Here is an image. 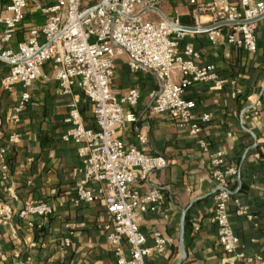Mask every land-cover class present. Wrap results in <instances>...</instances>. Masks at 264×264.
Segmentation results:
<instances>
[{"label": "crops", "instance_id": "1", "mask_svg": "<svg viewBox=\"0 0 264 264\" xmlns=\"http://www.w3.org/2000/svg\"><path fill=\"white\" fill-rule=\"evenodd\" d=\"M6 3L0 0L1 6ZM36 7L37 3L29 4L26 19L8 48L17 51L29 31L43 23ZM159 13L167 19L178 16L184 26L193 24L185 0L164 1ZM161 15L153 13L148 20L159 22ZM256 36L255 54L225 41L212 44L206 31L188 33L181 42V48L189 44L199 53L200 66L215 65L227 81L222 91L209 83H197L187 92L185 99L196 105L195 116H210L198 137L189 136L167 114H151V96L159 88L156 75L131 72L125 55L116 59L111 84L114 94L122 98L131 89L140 92L137 122L127 125L121 141L146 154H159L169 163L149 181L132 186L141 195L152 188L164 194L159 209L146 213L140 228L147 248H154L156 234L170 243L163 253L152 250L147 264H242L223 252L217 239L218 226L213 222L217 189L211 176V154L218 151L224 153L226 166L238 171L230 180L228 205L241 249L264 256V100L255 104L264 89V18L257 24ZM8 73L9 66L0 63V119L5 121L14 114L23 91L31 94V100L20 122L5 124L0 133V152L6 150L4 159L0 158V207L8 204L19 212L26 202L45 201L55 211L37 220L41 229L29 227L18 216L0 224V264H116L113 246L107 242L106 209L100 202L77 203L76 187L82 176L74 172L83 167L80 146L62 141L70 129L65 119L71 99L59 92L51 65L43 69L46 78L27 90L22 85L3 87ZM75 92L80 96L85 125L96 129L92 104L78 88ZM140 132L146 142L138 141ZM13 134L20 136L19 143L10 142ZM4 162L9 166L6 179ZM7 187L13 188L17 199L6 193Z\"/></svg>", "mask_w": 264, "mask_h": 264}, {"label": "built area", "instance_id": "2", "mask_svg": "<svg viewBox=\"0 0 264 264\" xmlns=\"http://www.w3.org/2000/svg\"><path fill=\"white\" fill-rule=\"evenodd\" d=\"M0 5V63L9 66L3 87L11 89L22 85L29 89L41 78L43 69L51 65L59 92L71 100L65 119L70 129L62 136L63 142H76L83 159L76 187L77 203L100 202L108 224L107 242L113 246L116 264H147L152 250L165 252L170 241L161 234L155 236L153 249L146 247L141 232L143 216L157 211L164 200L160 189H150L141 195L133 190L137 183L147 182L154 173L169 163L159 154L149 155L141 149L127 147L121 136L128 124L136 123L135 109L140 92L131 89L122 98L111 89L115 77L116 59L125 55L131 72L156 75L159 88L151 96L152 115L167 114L175 119L179 128L189 136L198 137L202 126L210 120L209 114L196 117V105L185 96L197 83H209L222 91L227 81L221 78L213 64L200 66V55L191 45L180 47L188 33L207 32L212 44L225 41L231 47L255 54L258 48L256 29L264 18V0H185L190 6L193 24L184 26L178 16L167 19L159 13V6L167 0H100L97 4H84V0H5ZM30 3H37L43 23L29 31L28 38L20 41L18 50L8 48L14 33L26 19ZM153 13L161 15L159 22H151ZM78 88L92 104L96 129L88 128L80 108ZM14 114L3 121L17 125L21 114L31 100L23 91ZM264 100V89L256 105ZM13 134L10 142L19 143ZM138 141L146 142L140 132ZM206 149L204 141H199ZM6 150L0 152L3 160ZM211 176L216 184L213 222L217 224V239L223 252L242 264H264L263 255H250L241 249L230 220L228 202L232 196L230 180L238 171L226 166L225 155L211 154ZM9 166L2 167L4 178ZM6 193L17 199L12 187ZM54 207L45 201H29L16 212L10 205L0 207V224L15 216L26 220L31 228L41 229L37 220L54 214ZM68 244V241H67Z\"/></svg>", "mask_w": 264, "mask_h": 264}, {"label": "rangeland", "instance_id": "3", "mask_svg": "<svg viewBox=\"0 0 264 264\" xmlns=\"http://www.w3.org/2000/svg\"><path fill=\"white\" fill-rule=\"evenodd\" d=\"M98 2H100V0H84V4L87 5L90 4V5H94V4H97Z\"/></svg>", "mask_w": 264, "mask_h": 264}]
</instances>
